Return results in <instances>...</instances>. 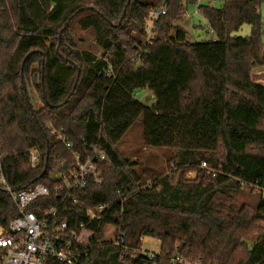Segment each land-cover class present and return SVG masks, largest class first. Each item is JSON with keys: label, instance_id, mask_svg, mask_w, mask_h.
Instances as JSON below:
<instances>
[{"label": "trees", "instance_id": "1", "mask_svg": "<svg viewBox=\"0 0 264 264\" xmlns=\"http://www.w3.org/2000/svg\"><path fill=\"white\" fill-rule=\"evenodd\" d=\"M129 1L0 0V158L7 186L49 188L43 207H58L68 235L82 239L89 253L83 264H149L141 255L144 237L159 240L162 255L194 263L264 264V196L256 208L234 202L243 187L264 191V86L253 81L264 65V0L199 6L213 40L195 44L176 23L184 6L198 0ZM161 7L166 13L146 44L150 10ZM81 15L87 16L77 25L94 33L101 56L78 46L72 26ZM244 25L251 36L234 37ZM144 89L155 106L134 98ZM140 120L146 148L175 152L172 174L151 185L136 173L139 163L117 149ZM50 126L77 150L94 146L106 154L100 185L68 199L55 193L52 175L64 171L63 162L72 164V154L55 143ZM32 150L40 154L36 169ZM98 207L107 209L90 220L87 212ZM17 217L0 187V230ZM120 233L126 251L115 246Z\"/></svg>", "mask_w": 264, "mask_h": 264}, {"label": "built area", "instance_id": "2", "mask_svg": "<svg viewBox=\"0 0 264 264\" xmlns=\"http://www.w3.org/2000/svg\"><path fill=\"white\" fill-rule=\"evenodd\" d=\"M165 13L164 7L150 10V19L145 26L146 44L153 41L154 22ZM49 130L55 143L63 144L72 154V164L63 162L64 171L52 175V179L58 182L55 193L68 199L73 192L85 189L90 184L100 185L102 180L99 166L107 160L106 154L94 146L88 150H77L61 131L51 126ZM28 155L31 167L36 169L40 163V154L32 150ZM202 166L205 168L206 164ZM0 187L9 194L18 213L8 229L0 230V264H83L89 253L84 249L82 239L76 235H68V222H59L58 207H43V200L48 199L51 194L48 187L37 184L26 190L13 192L6 184L1 158ZM33 206H36L37 212L30 210ZM106 209L107 207H98L96 210H89L87 215L94 221L100 219ZM124 240L125 234L120 233L115 246L124 250ZM126 250L125 248L124 251ZM124 255L122 253L120 259ZM141 255L149 264H199L178 254L167 256L159 252Z\"/></svg>", "mask_w": 264, "mask_h": 264}, {"label": "rangeland", "instance_id": "3", "mask_svg": "<svg viewBox=\"0 0 264 264\" xmlns=\"http://www.w3.org/2000/svg\"><path fill=\"white\" fill-rule=\"evenodd\" d=\"M224 3L225 0H198V5H185V14L181 21L176 23V26L183 28L188 33L189 43L195 44L211 41L213 40V35L210 33L207 22L200 14L198 7L210 5L215 9H220L223 7ZM260 12L264 26V3L260 7ZM86 16L87 15H81L74 22L72 26L74 37L78 42L79 48L101 56L102 52L94 42V33L92 31L83 32L77 25V21ZM148 24L150 25L151 23ZM251 33V26L244 25L238 32L234 33L233 36L236 38H246L250 37ZM261 42L264 45V28L261 35ZM262 62L264 63V53L262 54ZM262 69L264 71V65L257 67V71L254 74L255 76L253 75V81L257 84L262 83L261 85H264V78L256 76V74L260 73L258 71ZM134 98L148 107H153L157 103L149 89L137 92ZM37 106H40V104L38 103ZM117 149L123 157L129 159L132 163H139L135 171L139 177L148 181V185H151V183L155 181V178L157 180L172 174V169L174 168L169 164V160L173 157L175 152L167 149L146 148L143 144V126L141 120L131 127L123 140L118 144ZM206 168L207 166L205 168L202 166V169ZM194 176L195 174H189L188 178L193 179ZM261 196H264V191L252 187H243L235 195L234 202L238 207L248 206L250 208H256ZM160 250L161 242L159 240L152 237L143 238L142 254H157Z\"/></svg>", "mask_w": 264, "mask_h": 264}, {"label": "water", "instance_id": "4", "mask_svg": "<svg viewBox=\"0 0 264 264\" xmlns=\"http://www.w3.org/2000/svg\"><path fill=\"white\" fill-rule=\"evenodd\" d=\"M130 2H131V0L128 2V5L130 4ZM128 5H127V7H128ZM127 7H126V9H127ZM126 9H125V11H124V14H123V17H122V19H121V21L119 22V24H122V21L124 20V18H125V15H126ZM60 36H61V34H60ZM80 74H81V71H80V69L78 70V78H77V81H76V84L78 83V79L80 78ZM75 89V88H74ZM24 91H25V93H26V88L24 87ZM43 92H44V90H43ZM73 94V93H72ZM44 98H45V100H46V96L44 95ZM27 102L29 103V99L27 98ZM29 106H30V108L32 107L31 106V104L29 103Z\"/></svg>", "mask_w": 264, "mask_h": 264}, {"label": "crops", "instance_id": "5", "mask_svg": "<svg viewBox=\"0 0 264 264\" xmlns=\"http://www.w3.org/2000/svg\"><path fill=\"white\" fill-rule=\"evenodd\" d=\"M210 6V5H209ZM261 13V12H260ZM258 72H261V73H259V74H256V76L257 77H263L264 78V71H263V69L262 70H260V71H258ZM255 76V75H254ZM259 79V78H258ZM259 81V80H258ZM260 81H262V80H260ZM262 83H259V85H261ZM261 86H264V85H261Z\"/></svg>", "mask_w": 264, "mask_h": 264}]
</instances>
